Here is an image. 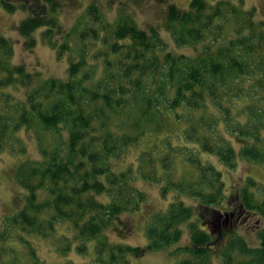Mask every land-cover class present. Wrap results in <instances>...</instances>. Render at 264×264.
<instances>
[{"label":"trees","instance_id":"obj_1","mask_svg":"<svg viewBox=\"0 0 264 264\" xmlns=\"http://www.w3.org/2000/svg\"><path fill=\"white\" fill-rule=\"evenodd\" d=\"M0 7L26 14L17 25L26 48L40 31L57 59L68 61L65 76L44 77L14 63V43L0 35V153L21 130L40 140V159L21 160L14 170L25 195L17 211L1 218L0 264L16 262L8 242L26 247L28 264H44L25 235L47 239L62 226L57 252L74 247L85 255L94 240L97 264H129L144 249L180 242L184 231L190 246L177 249L186 256L177 264H264V227L257 247L234 232L254 217L264 221L263 187L246 178L226 196L221 172L201 158L215 157L229 170L239 160L264 165V19H256L255 8L226 0H189L187 9L168 4L163 28L175 46L202 45L188 56L168 51L157 28L141 29L124 10L107 21L94 2L65 33L60 0H0ZM170 121L185 123L184 145L142 150L136 166L115 167ZM39 130L60 137L56 145H43ZM174 153L193 170L189 179L176 177ZM137 177L158 184L163 197L175 192L150 217L145 248L107 233H129L123 217L146 203Z\"/></svg>","mask_w":264,"mask_h":264},{"label":"rangeland","instance_id":"obj_2","mask_svg":"<svg viewBox=\"0 0 264 264\" xmlns=\"http://www.w3.org/2000/svg\"><path fill=\"white\" fill-rule=\"evenodd\" d=\"M210 4H214L220 0H206ZM232 3H242L244 10L255 8L256 19H264V0H226ZM94 2L97 4L107 21H114L121 10L132 15L138 27L141 29H149L155 27L159 30L163 40L167 44V50L173 53H182L188 56H193L196 51L201 49L202 45H197L196 50L193 47H177L175 46L170 34L164 30V11L168 4L175 5L179 9H187L189 0H60V10L57 14L61 32L65 33L73 27L78 21H81L85 8ZM24 12H16L14 14L6 13L0 7V35L8 37L12 40L15 47L13 62L16 64L23 63L30 71H38L44 77H63L65 76L68 66L67 58L57 59L55 51L46 46L39 38V32L35 34L37 44L33 47L26 48L25 40L19 35L17 25L25 17ZM62 36V35H60ZM20 96V94H17ZM185 123L170 121L160 133L153 135L147 134L141 140L138 148L134 147L123 161L114 163L116 168H122L126 164L135 162L139 153L149 151L152 147L156 148L157 152L164 153L170 147H179L184 145L182 140V130L185 128ZM63 135V136H62ZM61 139L65 138V133H62ZM39 136L43 145L48 149L52 148L57 143L55 134H45L39 130ZM39 139L33 130H21L17 135V140L12 142L10 146L5 147L0 153V222L1 218L10 215L17 211L21 205L25 195L14 179V170L16 165L24 159L38 160ZM192 146V145H191ZM12 150V151H11ZM21 150V155L13 154ZM18 151V152H16ZM203 161L210 160L212 164L222 174L225 184V195L234 190H238L245 184L246 178H251L256 181L261 189L264 198V165L239 160L237 166L233 170L225 168L220 164L215 157L201 154ZM173 160L175 163L176 177H184L189 179L190 174H194L193 170L184 163V157L174 153ZM135 184L146 194L147 201L141 209L135 213L123 217L126 219L130 231L123 234L109 230L107 233L110 239L114 242L138 246L145 248L148 243L146 237V227L150 217L159 211L166 209L168 203L172 201V196L175 192H169L166 197L160 193V186L151 181H145L137 177ZM187 203L191 200L183 196ZM65 226L59 227L54 237L43 239L34 235H25L31 241L32 246L41 262L44 264H64L66 261H72L74 264H97L94 262V244L95 241L87 243L88 251L85 255L79 254L73 249L61 255L57 252L55 246H59L56 238L60 234L66 233ZM264 227V221L258 218L250 220V226L245 229L244 226H239L234 232L243 236L248 244L252 247L259 246L257 231ZM70 235V231L67 232ZM17 251L14 258L15 264H28L26 247L21 246L18 242H8ZM190 246L188 233L184 231L180 242L175 243L163 250L150 251L144 249L143 253L137 257H131L129 264H177L180 260L186 258L183 252L178 251V248ZM219 263V261H217Z\"/></svg>","mask_w":264,"mask_h":264}]
</instances>
